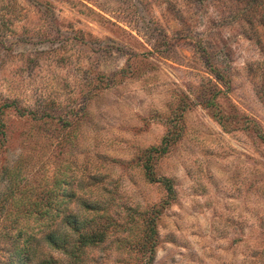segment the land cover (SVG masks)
Returning <instances> with one entry per match:
<instances>
[{"label": "rangeland", "instance_id": "1", "mask_svg": "<svg viewBox=\"0 0 264 264\" xmlns=\"http://www.w3.org/2000/svg\"><path fill=\"white\" fill-rule=\"evenodd\" d=\"M70 215L78 264H264V0H0V264Z\"/></svg>", "mask_w": 264, "mask_h": 264}, {"label": "trees", "instance_id": "2", "mask_svg": "<svg viewBox=\"0 0 264 264\" xmlns=\"http://www.w3.org/2000/svg\"><path fill=\"white\" fill-rule=\"evenodd\" d=\"M167 146L168 145H165L162 148L163 151H161V149L158 147L150 149L148 151L149 156L152 158L151 155L153 153L161 154V152L167 151ZM145 167L147 176L153 179V170H151L148 162L145 164ZM37 213L42 219H44V217L48 215L45 210L37 211ZM63 223L66 224L73 237H71L68 233L64 239L63 236H56L54 235L55 233H51L47 236L45 235L44 239L47 244L53 246L55 249L63 252L66 256L70 257L73 261L71 264H78L81 262V256L82 254H84L87 247L96 246L105 240L108 228V226H106L105 224L99 225L90 220H84L81 222L77 219L76 216L71 215L67 216L65 222ZM149 227L151 231L145 235L144 246L150 244L152 239L156 235L154 227ZM17 232L18 239H16V241L18 242V244L15 246V251L18 261L21 262V264H29L28 262L31 260L30 256L34 248L33 246L35 237L23 231L22 229H18ZM22 239L24 240L23 243H21ZM35 248L37 249V245ZM35 252L36 250L34 249V254Z\"/></svg>", "mask_w": 264, "mask_h": 264}]
</instances>
